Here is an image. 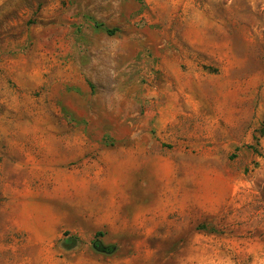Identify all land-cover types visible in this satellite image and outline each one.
Masks as SVG:
<instances>
[{"label":"rangeland","instance_id":"obj_1","mask_svg":"<svg viewBox=\"0 0 264 264\" xmlns=\"http://www.w3.org/2000/svg\"><path fill=\"white\" fill-rule=\"evenodd\" d=\"M0 264H264V0H0Z\"/></svg>","mask_w":264,"mask_h":264},{"label":"trees","instance_id":"obj_2","mask_svg":"<svg viewBox=\"0 0 264 264\" xmlns=\"http://www.w3.org/2000/svg\"><path fill=\"white\" fill-rule=\"evenodd\" d=\"M110 33H112V31H110Z\"/></svg>","mask_w":264,"mask_h":264}]
</instances>
